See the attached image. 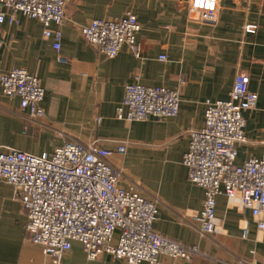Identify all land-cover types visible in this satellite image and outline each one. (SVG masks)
Listing matches in <instances>:
<instances>
[{"label":"crops","instance_id":"1","mask_svg":"<svg viewBox=\"0 0 264 264\" xmlns=\"http://www.w3.org/2000/svg\"><path fill=\"white\" fill-rule=\"evenodd\" d=\"M189 4L190 0H74L61 27L60 52L37 20L17 13L16 22L0 23V75L25 69L45 89L44 115L33 119L21 110L19 99L6 97L0 87V151L40 156L67 141L98 143L109 150L125 143V155L111 159L122 174L121 186L136 184L157 202L156 233L201 251L190 263L163 258L160 264H264V230L238 201L219 197L217 232L201 235L195 216L203 209L204 190L190 182L183 165L189 132L204 127L206 102L228 100L239 73L249 76V88L259 99L244 115L247 142L238 147L236 163L264 156V0H220L215 24L192 19ZM128 11L141 26L139 56L125 47L108 59L83 38L81 29L90 21L118 19ZM0 12L11 15L8 9ZM248 26L256 32L248 33ZM137 78L145 86L178 89V117L162 122L119 119L116 111L125 88ZM27 223L18 191L0 182V264H54L31 242ZM60 264L128 263L109 255L89 260L74 243Z\"/></svg>","mask_w":264,"mask_h":264},{"label":"built area","instance_id":"2","mask_svg":"<svg viewBox=\"0 0 264 264\" xmlns=\"http://www.w3.org/2000/svg\"><path fill=\"white\" fill-rule=\"evenodd\" d=\"M74 0H0V23L16 22L15 14L39 21L44 36L61 50L62 31L68 5ZM220 0H190V16L215 24ZM56 25L57 29L52 26ZM137 16L128 11L118 19H94L81 29L83 38L108 59L128 47L139 56ZM248 33L256 27L248 26ZM2 41L0 40V50ZM167 58L161 56L160 60ZM60 62H65L59 56ZM250 78L235 77L229 99L206 102L205 123L189 132L183 165L190 182L204 190L203 209L195 216L203 236L217 232V199L238 201L264 230V156L236 163L238 147L247 142L245 113L257 107L259 96L249 88ZM2 93L20 100L21 110L35 119L44 115L45 89L39 78L25 69L0 75ZM181 98L178 89L145 86L139 78L125 88L117 117L129 122L151 119L162 122L178 117ZM97 123L101 118L97 117ZM126 145L109 150L98 143L89 145L67 141L51 154L33 155L17 150L0 151V182L13 186L28 218L31 242L42 249L54 264H60L74 243L82 246L89 260L109 255L128 264H160L163 258L190 263L201 251L170 240L154 231L159 208L145 197L139 186H121V172L114 167V155H125ZM118 233L117 240L116 234ZM243 238L248 230L244 229ZM238 264H251L239 262Z\"/></svg>","mask_w":264,"mask_h":264},{"label":"water","instance_id":"3","mask_svg":"<svg viewBox=\"0 0 264 264\" xmlns=\"http://www.w3.org/2000/svg\"><path fill=\"white\" fill-rule=\"evenodd\" d=\"M191 18L195 19V20L199 19L198 15L196 13L191 14Z\"/></svg>","mask_w":264,"mask_h":264},{"label":"rangeland","instance_id":"4","mask_svg":"<svg viewBox=\"0 0 264 264\" xmlns=\"http://www.w3.org/2000/svg\"><path fill=\"white\" fill-rule=\"evenodd\" d=\"M190 5V4H189Z\"/></svg>","mask_w":264,"mask_h":264}]
</instances>
